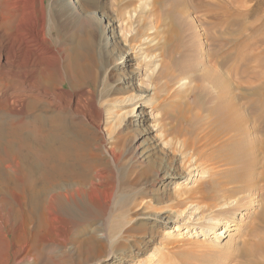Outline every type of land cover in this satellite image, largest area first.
I'll use <instances>...</instances> for the list:
<instances>
[{
  "label": "rangeland",
  "instance_id": "374dc122",
  "mask_svg": "<svg viewBox=\"0 0 264 264\" xmlns=\"http://www.w3.org/2000/svg\"><path fill=\"white\" fill-rule=\"evenodd\" d=\"M98 1L101 2V0ZM102 1L108 2V10L117 16L118 19L119 13H121L122 19L125 20V27H129V23H131L133 28H137L140 21H145L147 26L151 27V24L154 22V16L150 14L151 0H130V3L127 5L124 3V0ZM47 3L48 0H45V4ZM160 13L163 19L162 31H170L175 26L180 32L179 54L175 56L179 65L177 64V67H169L172 72L170 75H167L165 71L169 64L168 59L165 58L163 61L157 60V50H154L152 45L147 50L148 54L152 55V58L149 59V62H146L147 66L139 77L140 81L138 79L134 81L138 88H132L129 85H126L127 87L125 88L129 89V93L135 92L136 94H139L141 90H145L150 97L147 103L150 105L149 108L143 107L145 115L143 124L142 126H136L133 132V136L138 134V137H140L134 146H137L139 151L143 152L147 150L150 154L146 162H132V164L131 161H128V137L133 129V123L121 125V115L119 113L129 111L133 108V104L121 106L118 101L126 95V92L116 93L111 89L116 78L124 75L127 70L129 71L134 67L138 63V60L139 65H142L140 59L137 61L135 59L131 60L129 63L131 66L126 65L124 67L125 71L113 72L110 67H105L100 61V63L98 62V59H101L99 55H94L92 51L89 52L90 50L88 51L86 46L81 48L79 54H77V60L82 64L80 68L82 71H85L84 76L86 77L84 78L87 81L86 84L78 86L76 91L91 88L92 82L89 81L90 77L87 76L96 71L97 75H99V80L105 84L103 87L106 86L105 88L107 89L101 97H98L97 93H95L96 100H98V103L101 101L103 111H107L112 117L115 116L110 122L102 125V131H96L89 125H86L85 130L79 131L71 125L81 120L80 112H77L75 116L64 109V113L62 111V114L60 113L59 116H56L54 105L59 106L60 101L53 96L42 94L41 97L40 95L42 101L35 102L34 105L31 104L27 111L19 114L20 100H18V96L21 92L20 70L11 58L10 52H7L8 61L0 58V165L3 166L7 163L15 165L14 161H19V165L16 168V177L14 178L6 174L9 173V169L7 170L4 167L1 169L0 178H2L4 186H6L3 192L5 199L6 197L7 199L3 205L5 208H3L5 218L3 217V220H0L1 225H3L2 239H0L2 241L0 242V248L3 257L0 264L15 263L14 250L18 247V242L14 239V232L16 230L20 231L23 228L19 217L15 214L18 207L16 204L19 203L20 198H18L16 191V193H13L10 190H14V185L20 182L19 180L22 179L23 173H27V170L25 171L24 168L26 167L25 165L30 163L38 165L48 164L50 158L46 156L47 151L45 147L37 146L36 141L45 136H47L45 138L50 137V139H55V132L59 129L60 132L63 131L62 133L69 138L72 137L79 142L75 143L74 146L70 145L69 150H73L77 146L78 149L81 148V151L83 148L82 152L88 153V156L97 153L95 157H98V160L101 158L103 162L105 161L104 163H107L100 166H104V168L109 166L108 171L103 169L104 179L100 180L99 189L93 191L94 194L98 192V197H91L90 194L92 192L90 193V191L83 196L85 201L82 198L83 204L81 203L80 205L82 210H80V213L84 216H81L79 213L78 219L88 221L91 217L92 219L99 218L98 220H101L103 218L102 220H106L111 216L110 219L116 220L115 222H119L121 218V224L117 222V225L105 227L101 229L102 231L99 230L104 234V238L101 240V238L97 237L98 240H101V243L95 255L94 253L87 252V244H84V247H82L78 239L72 237L76 233L82 237L81 239H84L89 231L87 227L85 230L80 225L78 227H70V225L67 227L59 223L47 222L46 231H42L36 241V245L43 247L42 252L37 255L33 254L29 259L18 264H205V260H209L207 264H249L248 259L240 253L243 247L242 244L245 242V238L247 239L246 232L243 230L244 235L242 234L241 238L237 237L239 241L236 244L215 249L214 242L216 240H214L215 236L212 230L202 234L200 229L194 225L193 229L187 234L176 236L170 228L174 222H169L167 226L161 227L160 224H151L150 220H145L143 216L144 214L153 216L154 213L156 214L161 211L167 204H172L174 216L181 212L185 213L184 209H186V206L180 205L179 202L190 200L194 194L189 195L187 190L197 183L185 180V177H191V180L193 178L198 180V177L195 170L187 175L185 171H187L186 168L188 167L184 164L188 161L191 163L195 161L197 150L199 152L202 151L205 155L204 157H208L211 161H214L216 159L214 155L211 157L208 155L214 147L224 142H228L231 145L236 139L243 141L249 138L253 141L264 136V130L260 129L262 123L260 124L254 118L253 113L246 107L245 100L239 101L244 105L242 108L244 120L241 129H244L245 133L242 134L236 131L222 134L214 133L213 128L210 126L211 117L204 110V107L195 108V104L192 102L190 109L184 106L188 100L186 97L185 100V94L192 95L195 92L196 82L202 83L200 75L203 76V79L207 78L209 80L206 74H209L211 71L223 76L228 83L234 85L238 83L264 82V0H164L163 5L160 7ZM171 14H173L174 18ZM118 23L119 21L117 20L115 24ZM79 31L77 32V36L82 38L84 32L82 30ZM150 31L152 30H147V35L155 36L157 39L158 33L155 27L153 29L154 33H150ZM2 39L4 41L0 43V47L7 42L5 40L6 36H3ZM55 42L58 43L57 41ZM82 50L84 53H82ZM82 57L83 62L81 61ZM93 57L96 58L92 60ZM89 66H91L93 72L87 71L86 68ZM58 69L60 70V68L50 70L53 73L52 80L50 81H45L44 79V73L49 72V70H44L45 72L39 71L40 73L36 75L39 79V85L42 87L46 83L51 85L58 81L61 76ZM41 73L43 74L42 76ZM140 82L143 83V87L141 88L138 86ZM40 86L38 87L41 88ZM63 87H67V84L64 83ZM101 88L102 83L98 84L97 90L99 91ZM234 92L236 91L234 90ZM43 98L45 99L43 100ZM46 104L50 105L47 106ZM179 107H182L184 111L182 119L177 117ZM103 108L106 109L104 110ZM84 112L89 114L85 110ZM38 114L40 115L39 117L37 116ZM154 116L155 118H153ZM40 117L42 119H39ZM91 117L92 119L94 118V116ZM37 118L41 121H38ZM44 118L46 119L44 120ZM254 126L259 127V129H255ZM147 128L149 129V133L145 131ZM84 137L85 139H82ZM108 149L113 150V156L116 154L115 161L109 155ZM251 149L248 152L246 151V154L249 156L253 155L254 149ZM38 156L40 158H37ZM166 156L176 159L175 163H173L177 166L176 177L169 183L168 178H164L159 183H150L153 170L163 163L162 160H164V157L167 158ZM13 157H16L15 160H13ZM242 158L244 159V157ZM220 159L217 160L218 162L215 161L217 163L215 166L218 163L220 164ZM150 161L155 164L153 170L148 166ZM135 172L137 177L131 179V173ZM138 174L141 175L139 176ZM31 177V174L27 175V179H31ZM100 190H102L101 194ZM258 191V189L253 191L256 199H259L256 211L260 209L264 201V192ZM106 193H110L111 195L109 200L107 199L108 201L104 198ZM15 197L16 199H14ZM22 200L25 199L22 198ZM97 203L99 206L102 205L101 209ZM83 205L86 206V209ZM246 207L239 208L235 212V216H240ZM8 210H10V213ZM34 211L37 212L38 210ZM110 212L114 214L112 215ZM191 212H194V208L189 211V214ZM104 213L107 214V217L106 215L104 216ZM214 213L216 214L214 210L211 213L204 211L202 217L205 220L208 219L209 214L214 215ZM88 214L90 217H88ZM198 216H194V219ZM245 221L252 222L254 218L248 219L247 217ZM142 222L143 226L141 225ZM137 223L138 225L140 223V225L138 226ZM110 227L114 229L112 228L111 230ZM225 239L227 238L221 240V243H224ZM216 250L218 253H216Z\"/></svg>",
  "mask_w": 264,
  "mask_h": 264
},
{
  "label": "bare ground",
  "instance_id": "6f19581e",
  "mask_svg": "<svg viewBox=\"0 0 264 264\" xmlns=\"http://www.w3.org/2000/svg\"><path fill=\"white\" fill-rule=\"evenodd\" d=\"M124 3L127 5L130 3V0H124ZM163 3L164 0H151L150 14L154 16V22L151 24V27H148L145 21H140L138 27L133 28L131 23H129V27L124 26L125 20L122 19L121 13H119L118 19L117 16L113 15V13L108 10L107 1L48 0V3L45 4V0H0V43L4 41L2 39L3 36H6L5 40H7V42L0 47V58H4L5 61H8L7 52H10L11 54H9L12 55L11 58L20 70L21 92L18 96V100H20L18 109L19 114L27 111L31 104L34 105L35 102L41 100L40 95L42 97V94H45L53 96L60 101L59 106L54 105V113H56V116H59L60 113L62 114L64 109L68 110L71 115L80 112L81 120L78 122L74 121L75 123L71 125L74 129L76 128V130L82 131L85 130L86 125H89L96 131H102V125L110 122L115 115L112 117L107 111L102 110V103L101 101L98 103L95 93H97L98 97H101L107 89L105 88L106 86L103 87L105 84L103 81L99 80V75H97L96 71L93 72L91 69V64V66L86 68L88 72H93L90 76H87L90 77L89 81L92 82L90 85L91 88L76 91L78 86L86 84L87 81L86 78H84L86 77L84 76L85 71H82L80 68L82 64L77 60V54H79L83 46H86L88 51L90 50L89 52L92 51L94 55L97 54L100 56L101 59H98V62L100 61L105 67H110L113 72L125 71L124 67L126 65L131 66V64H129L131 60L135 59L137 61L140 59L142 65H139L138 60V63H136L134 67L129 71L127 70L125 73L123 72L124 75L116 78L113 84L114 89H111L116 93L126 92V95L118 101L121 106L133 104V108L129 111L119 113L121 115V125L133 123V129L128 137V161H131V163L146 162L150 154L147 150L142 152L137 149V146H134L140 137H138L139 135L137 133L136 136H133V132L136 126H142L143 124L145 118L143 107L149 108L150 105L147 103L150 97L145 90H139L140 93L136 94L135 92L129 93V89L127 90L125 88L127 87L126 85L132 88H138L134 81L137 79L140 81L139 77L143 74V70H145L147 66L146 62H149V59L152 58V55H149L147 52L152 45L154 50H157V60L163 61L165 58L168 59L169 64L165 71L167 75L171 74L172 71L170 68H172V66L177 67L178 63L175 56L179 54L181 35L175 26L172 27L170 31H162L163 19L160 13V7ZM171 16L174 18L173 14H171ZM173 18L172 20L174 21ZM117 20L119 23L115 24ZM154 27L158 33L157 39L155 36H150L146 33L147 30L153 31ZM79 30L84 32L82 38L77 36ZM152 31H150V33H154V31ZM82 53H84L83 50ZM95 58L93 57L92 60ZM82 60L83 57L81 58V61ZM55 68H60V70L58 69L59 73H61L60 79L54 84L48 85V83H46V85L41 87L38 82V76L36 75H38L41 70H49V72L46 73L44 71L45 73H43L45 74V81H50L53 76L50 70H55ZM211 72L206 74L209 80H207V78L203 79L201 75L199 76L202 78V83H198L199 81L196 82L195 92L192 95L188 93L185 94L184 98L186 97L188 99L185 102V108L190 109L192 107L191 102L195 104V108L204 107L205 109H203L209 114V117H211L210 126L213 128L214 133L222 134L236 131L242 134L245 133L244 129H241L244 120V114L242 113L244 105L239 101L245 100L246 107L253 113L254 118L259 121L260 124L262 123L260 129L264 130V82L238 83L234 85L228 83L223 76ZM42 75L41 73V76ZM64 83L67 84V87H63ZM101 83L102 88L98 91V84L100 85ZM142 84L143 83L140 82L138 86L141 88L143 87ZM234 90L236 92H234ZM44 99L45 98H43V100ZM181 108L178 110L179 113L177 116L180 117V119L184 117V111L183 108ZM84 110L89 112V114L85 113ZM64 112L65 111H63V113ZM90 114L94 116L93 119ZM37 116L39 117L40 115L38 114ZM153 118H155V116ZM39 119L42 118L40 117ZM39 119L38 121H41ZM45 119L46 118H44V120ZM254 128L257 130L259 129V127L255 126ZM59 130L55 132V139H50V137L45 138L47 137L45 136L36 141L37 146L45 147L47 151L46 156L50 158L48 164L38 165L30 163L25 165L26 167L24 168L25 171L27 170V173H23L22 179L19 180L20 182L14 185V190H10V192L13 193L17 192L18 198H20L19 203L16 204L18 207L15 214L19 217L20 223L23 226V228L20 227V231L16 230V232H14V239L18 242V247L14 250V264L21 263L29 259L33 254L37 255L42 252L43 247L36 245V241L42 231H46L47 222L59 223L67 227H69V225L70 227H78V225H80L84 227L83 229L87 227L89 231L84 239H81L82 237L76 233L72 237L77 238L82 247H84V244H87V252L94 253L95 255L99 250L101 240L104 238L101 229L111 225H117L118 221L115 222L116 220H111L110 215V217L108 216L109 219L102 220V218L98 220L99 218L92 219L89 213L88 217H90V220L82 221L78 219L81 210L80 205L81 203L83 204V196L90 191V193L92 192L90 194L91 197H98V192L94 194L93 191L99 189L100 180L104 179L103 169L108 171L109 166L107 168L100 166L107 163H104L105 161L103 162L101 158H99V162L98 157H95L97 153L88 156V153L82 152L83 148L81 151V148L78 149L77 146L74 148L72 147L73 150H69V146H74L78 140L76 141L71 136L72 139L69 138L62 133L63 131L60 132ZM145 131L149 133L148 128ZM86 138L88 137L86 136ZM82 139H85V137ZM239 140L240 139H236L231 145L228 142H224L214 147L208 154L210 157L214 155L216 158L214 161H211L208 157H204V153L197 150L193 163L189 161L185 164L183 163L188 167L186 168L187 171H185L187 175L195 170L197 171L196 176L198 177V180L195 178L191 180V177L188 176L185 177V180L197 182L193 187L187 190L189 195L194 194L191 197L193 199L191 200L190 198V200L179 202L180 205L186 206V209H184L185 213L181 212L174 216L172 204H167L161 211H157L158 213L155 214L153 212V216L144 214L143 218L145 220H150L151 224H160L161 227L167 226L169 222H174L170 228L172 233L174 232L176 236L187 234L193 229L194 225L200 229L202 234L212 230L215 236L214 240H216L214 242L215 249L236 244V242L239 241L237 237L241 238L242 234L244 235V231L246 232L245 235H247V239L245 238L244 243L242 241L243 247L240 251L241 255L248 259L249 264H264V201L260 209L256 211V205H258L259 199H256L253 193L255 189H258L261 193L264 192V136L253 141L249 138H246L247 141ZM251 148L254 149V151L252 152L253 155L251 154L252 156H249L246 154V151L248 152ZM107 151L112 157V160L115 161L116 154L113 156V150L108 149ZM166 157L167 158L164 157V160H162L163 163L159 164L154 170L153 167H155V164L152 161L148 163L149 168L153 170L150 183H159L164 178H168L169 183L176 177L177 166L173 164L176 159L168 156ZM242 157H244V159ZM15 158L13 160H15ZM37 158L40 157L38 156ZM218 159H220V164L218 163V165L215 166V164H217L215 161ZM18 162L19 161H14L15 165L8 163L3 166L0 165V176L2 173L1 169L4 167L7 170L9 169V173H6L9 177H16V168L19 165ZM28 174L32 175L31 179H27ZM131 175V179L137 177L136 172L133 174L131 173ZM4 185V181L0 178L1 221L3 217L5 218V213L3 212L5 208L3 205L7 199V197L5 199L3 192L5 189L4 187H6ZM101 191L102 190L99 191L100 194L102 193ZM110 196V193H106L104 195L105 200H109ZM22 198L25 200H22ZM14 199H16V197ZM98 203L97 205L101 209L102 205L99 206ZM243 206L247 207L241 212L240 216H235V212ZM85 207L86 206H84V208ZM192 208H194V212L189 214ZM36 209L38 210L37 212L34 211ZM85 209L83 210L85 211ZM10 210H8L9 213ZM213 210L214 212L216 211V214H209L210 216L207 215L209 216L208 219L204 220L202 217L203 212L207 211L211 213ZM110 213L112 215L114 214L112 212ZM84 214L86 215V213ZM120 214L122 215L121 212ZM197 214L201 215L198 216ZM105 215L107 217V214L104 213V216ZM116 216H118V214H116ZM194 216L198 217L194 219ZM247 217L248 219H252L253 217L254 221H245ZM120 222L121 218L118 223ZM141 225L143 226V222ZM245 225L247 226L244 229ZM2 230L3 225L0 223V239H2ZM111 230L109 229V231ZM97 237L101 238V240H98ZM224 238H227L225 239L226 241L224 240L225 242L221 243V240ZM39 242L41 243V241ZM216 253H218L217 250ZM215 256H217V254H215ZM2 257L3 254L0 248V261ZM208 262L209 260H205V264Z\"/></svg>",
  "mask_w": 264,
  "mask_h": 264
}]
</instances>
